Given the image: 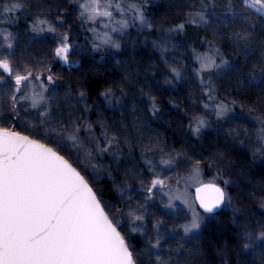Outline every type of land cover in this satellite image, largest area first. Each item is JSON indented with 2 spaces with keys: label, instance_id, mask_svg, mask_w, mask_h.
<instances>
[{
  "label": "trees",
  "instance_id": "1",
  "mask_svg": "<svg viewBox=\"0 0 264 264\" xmlns=\"http://www.w3.org/2000/svg\"><path fill=\"white\" fill-rule=\"evenodd\" d=\"M19 1L23 7L21 12L16 13L17 10L4 12L10 18L20 16L18 22L7 25L10 27L9 32L12 33L14 29L15 32L24 29L23 18L27 19L30 15L35 17H31L34 22L29 28L30 30L36 28V31L32 30L34 36L51 34L58 36L61 35V26L69 24L72 17L78 18L81 12L78 3L68 2L69 0L67 2L27 0L26 3L24 0ZM115 2L119 3L121 10L123 9L124 13L122 11L120 14L127 25L119 38L112 37L119 44L117 50H114L117 47L109 45L95 49L94 44L100 43V40L88 45L86 37L89 36V29H85L79 38L81 45L84 44L82 46L84 49L79 51L81 56H78L70 66L56 61L52 47L43 49L44 47L32 45L30 52L35 57L41 55L38 62L33 59L34 64L30 71H37L35 75L44 73L47 76L57 73L60 76L57 86L66 87L78 96L83 92V100L89 111L81 124H87L99 116L106 121H103V126L90 122L95 134L106 129L111 136L123 128L129 137L124 148L120 147L122 144L118 140L121 154L127 148L132 150L139 140L138 135L145 132L146 128L155 126L157 132L161 133L160 142L142 138V143L151 144L152 147L157 145L160 150L179 148L188 150L193 156V167H200L202 173L200 181L194 184L195 186L209 182L213 172L211 169L222 167L226 171L225 180L228 185L225 188L226 196L230 199L231 205L237 202L240 207L236 214L225 208L221 214L205 215L209 219L207 228L209 231L204 238L205 250L203 255L200 254L201 260L194 258L191 264H219L222 259L220 254L225 246L228 252L234 249L236 257L233 259L232 254L227 255L221 264H264V253H260V250H264V241H259L260 233L264 232V18L258 16L255 10L249 9L245 1L242 3L241 0H115ZM229 4L232 5L231 8L228 7ZM202 10L208 23H193L195 14ZM140 13L150 27L141 25ZM117 14L114 11V16ZM36 21L48 23L36 24ZM87 23L91 27L90 30H94V26L90 22ZM181 24L184 27L179 29L178 26ZM50 25L57 29L56 33L47 31ZM137 26H142L141 36L147 38L145 49L136 52L123 50L119 43L123 38L122 34L126 39L128 35L125 33H130ZM240 36L246 38L241 39ZM20 37L21 33L16 37L18 40L14 42V50L12 49L10 53L15 67H19L22 61L23 50L20 44L23 43L19 41ZM173 46L185 51L188 58L181 59L180 62L174 60L168 50ZM76 54L74 52L72 56ZM148 54L153 57L156 55L153 64L146 63ZM201 57L204 58V62L215 60L217 66L202 70ZM174 61H177V64ZM170 63H173V68L179 73L180 78L176 92L165 94L154 88L151 78L166 70ZM44 77L46 76L42 78ZM45 85L47 87L49 84L45 81ZM105 93L109 95L106 97ZM164 99L165 102H162ZM102 101L106 103L105 106ZM168 101L172 102L169 104L174 107L171 108V112L166 109ZM130 111L141 112L139 118H130ZM202 116L207 120L209 132L207 140L201 147L206 153L204 159L197 156L195 148L190 143L187 144L190 132L198 125L197 117ZM223 116L228 117L229 121L226 123L223 121L221 126L214 127L213 123L224 119ZM116 118L118 121H114ZM151 119L156 125L151 124ZM2 124L9 129H15L10 124ZM203 127L204 124L200 128ZM20 133L37 138L63 154L99 193L97 184L89 177L87 171L81 168L83 166L79 156L56 143L60 139L51 134L31 130H23ZM85 134L86 129L82 127L79 136L83 137ZM97 136H100L102 144L103 137L100 134ZM177 153L178 150L167 157V160L179 161L181 155ZM107 157H111V154L107 153ZM229 172L233 175L230 176ZM240 174L255 180L254 184L260 182L262 187L254 188L245 182ZM102 184H104L102 195L112 203L120 205L121 199L113 190L110 181ZM251 214L254 219L251 222L253 229L249 231V236L253 239L248 240V236L244 237L238 220L245 219V225H248L250 220L248 221L246 217L249 218ZM111 218L116 223L112 216ZM119 228L127 239L137 263L141 264L133 247L134 243L123 232L121 226ZM238 230L241 243L237 246L233 236ZM207 239L215 241L207 245ZM245 243L250 245L247 249L244 247ZM244 253L247 256H243ZM237 255L242 257L239 261ZM229 256L232 258L230 261Z\"/></svg>",
  "mask_w": 264,
  "mask_h": 264
},
{
  "label": "snow or ice",
  "instance_id": "2",
  "mask_svg": "<svg viewBox=\"0 0 264 264\" xmlns=\"http://www.w3.org/2000/svg\"><path fill=\"white\" fill-rule=\"evenodd\" d=\"M3 0H0L2 3ZM26 3L27 0H24ZM81 9L80 17L84 22L91 24L101 23L105 27L110 24H119V28L111 27V31H119L125 28L126 21H115L114 11H120L119 3L115 0H74ZM244 3V0H241ZM232 7L231 4L228 5ZM255 9L256 14L264 18V0H251L249 9ZM22 10L20 4L6 6L5 10ZM142 26L150 27L145 21L143 14H139ZM193 23L207 24L208 21L203 10L195 14ZM47 21H36V24H45ZM183 24L178 28L182 29ZM36 31L34 27L32 29ZM44 31V29H40ZM48 32L56 33L54 26L47 28ZM3 36L7 49L13 45L9 41L10 33H0ZM244 39L246 37L240 36ZM102 45L119 47V44L105 33L100 38V43L94 44L95 49ZM5 45L0 44V48ZM72 51V44L67 34L58 40V46L54 49V56L64 64L70 63L69 53ZM10 53H0V85H3V74L12 81V94L8 96V109L12 112L11 119L20 115L17 106L23 101L30 100V104H24L22 110H37L41 122L48 124L56 121L62 131L56 134L60 137L57 144L64 147H82L79 136L82 127L86 129L87 139L93 150L100 153H110L118 156L120 153L119 141L116 135H109L105 129L101 132V139L92 131V124L77 123V117L69 113L67 121L57 120L59 106L53 101L55 97H46L44 93L49 89L45 85L55 84L51 74L42 78L28 71L21 74L20 70H14L9 59ZM202 70L216 67L215 60L204 62L201 57ZM179 75V73H177ZM32 81H40V91L35 86L28 89ZM19 94V95H17ZM106 97L109 93L104 94ZM84 93L79 97L71 98L66 94L65 101L76 104L84 103ZM155 110V106H153ZM222 107V111H223ZM204 121L198 122L195 129L199 132ZM65 125L67 127L65 128ZM53 131H56L53 129ZM91 156V151L88 152ZM171 165L174 161H164ZM95 168V165H92ZM198 171V169H197ZM99 180V177H96ZM165 186L164 180L155 176L146 191V199L153 198L154 189ZM179 198V197H175ZM197 199L200 207L206 213H213L221 206H231L230 199L225 191L215 185H209L197 189ZM171 207L169 203L166 205ZM115 209L106 210L100 194L90 186L88 179L77 167H74L64 155H61L53 147L41 142L39 139L22 135L8 127L0 126V264H137L133 251L125 236L117 231L116 223L110 219L109 212ZM132 232L143 230L144 213L129 212ZM137 221L141 223L136 224ZM200 227V218L194 217L192 222L184 226L185 234L195 231ZM161 222L155 225V243H151L158 264H167L161 260L159 250L161 249ZM248 240L253 237L248 236ZM259 239L264 240V232H261ZM250 245L244 244L247 249Z\"/></svg>",
  "mask_w": 264,
  "mask_h": 264
},
{
  "label": "rangeland",
  "instance_id": "3",
  "mask_svg": "<svg viewBox=\"0 0 264 264\" xmlns=\"http://www.w3.org/2000/svg\"><path fill=\"white\" fill-rule=\"evenodd\" d=\"M63 1L67 2L68 0ZM71 1L74 0H69L68 2ZM244 1L245 4L249 7V5L251 4V0ZM13 4H20V1L3 0V2L0 3V33H10L11 35L9 37V41L12 42V45L14 44V42H17L18 38L16 37H18L19 33H21V37L19 39V41H22L23 43L20 44L23 50L21 65L19 67H15L13 62L11 61V56L9 55L10 63L12 64L14 70H20L21 74H23L30 71L34 64L33 59L38 62L39 56L41 54L36 55L35 53V57L33 53H31L29 50L31 49L30 46L35 45L36 47H44L43 49H46L47 47H52L53 49H55L58 46V40L65 34L69 36L70 42L72 44V51L69 53L70 63L66 65L57 58L56 61L62 63L63 65L70 66L72 62L76 61L78 56H81L79 51L81 49H84V47H82L84 44L81 45L79 38L85 29L90 30L91 27L87 22L82 21L80 15L78 16V18L72 17L69 22V24L72 26H69L68 23H65L63 26H61V35L58 36H54V34H51L50 36H34L33 31L29 28L30 25L34 22L32 21V18L35 17L30 15L27 19L23 18L24 29L19 31L16 30V32L14 29L12 33L9 32L10 27H8L7 25H9V23L13 24L18 22L20 16L10 18L4 12L7 11L5 10L6 6L10 7ZM16 10L17 9H13L12 11ZM22 10H17L16 13H19ZM253 10L255 9L253 8ZM122 11L123 9L120 11H116L118 14L117 16H114L115 21L124 22L120 14V12ZM92 25L94 26V30H90V33L88 30L89 36L86 37V41L88 42L86 43L88 45H90L91 43L94 44L98 42V40H100V38H102L105 33H108L111 38L114 36L119 38V35L124 30L123 28L122 30H119L120 32L111 31V27L119 28V24L116 23L110 24L108 27H105L101 23ZM134 29L128 34L125 33V35H128L126 39L124 38V34H122L123 38L120 39L121 42L119 43L122 45L123 50L125 51L136 52L145 49V42L147 38L141 36L142 32L140 30L142 29V26H137ZM112 40L114 41L113 38ZM6 43L7 42L4 41L3 36L0 35V44L5 45L3 48H0V53H11L12 49L14 50V45L12 49H7ZM117 49L118 48L114 50ZM168 50L170 55L174 57V60L179 61L181 59L188 58V54L185 51L180 50L178 47L173 46L170 47ZM74 52H76L77 54L75 56H72ZM155 58L156 55L153 57L151 54H148L146 63L149 65L153 64L152 62L155 61ZM177 61L174 62L177 64ZM167 66L169 68L167 67L166 70H163L161 73L157 74L156 76H152L151 78L154 88H156L158 91L164 92L165 94L176 92L178 87V81L180 78V76L177 75V73L175 72V68H173V63H170ZM31 72H33L34 75L37 74V71L33 70ZM39 75L41 77H47V75L44 73H40ZM52 76L55 80V84L48 85L47 87L49 91L44 93V95L46 97H55L53 103L59 106V115L57 117V120L67 121L69 113H72L75 117H77L76 122L82 123L85 119L87 111H89L87 105L85 104V102L76 104L74 100L72 101V103L66 102L64 99L66 94L69 95L71 98L79 96L77 94H73L66 87L57 86V82L60 81L59 74L55 73V75ZM3 80V85H0V126L3 125L2 123L10 124L14 126L13 128H15H10L11 130H16L18 132H21L23 130H31L33 132L37 131V133H43L47 135L51 134L57 139H60V137L56 134L58 131L63 130L61 129L59 123H57L56 121H51L48 124L42 123L41 120L45 118L39 117L36 114L37 110L31 108L27 112L22 110L24 104L31 103L30 100L23 101L20 105L17 106V111H19L20 115L16 117V119L13 120L10 118L12 116V112L8 109V96L11 95L13 91L12 81L11 78L7 76H3ZM39 84L40 81H32L28 84L30 94L33 86H35L36 91H40ZM162 102H165V99ZM162 102L160 103L162 104ZM169 103L172 102H166V109L168 112H171V108L174 107ZM102 104L104 106L106 105V103L103 101ZM102 104L100 105L101 107ZM111 104L114 105L113 103ZM140 113L141 112L138 111H136V113H134V111H130V118L137 119L139 118ZM227 118L228 117H224V119L214 122L213 126H221V122L224 121L226 123L229 121ZM197 120H203L204 127L200 128L199 132H197L195 130L198 127L197 125L196 128L190 132L189 141L187 142V144L190 143L191 146L195 148V153L197 154V156L201 159H204L206 157V153L202 151L201 147L207 140L209 134L207 130V120L203 116L197 117ZM103 121L106 122L105 120H103L102 116L90 120L91 123H94L97 126H103ZM114 121H118V118H116ZM150 122L152 125H156L152 119L150 120ZM52 126L55 128H52ZM120 126L121 125L119 124V129ZM66 127L67 125H65V128ZM53 129H55L56 131H53ZM101 132L96 133V136L99 134L101 135ZM158 132L155 126H150L149 128H146L145 132H142L140 135H138L139 140L133 146L135 148L132 147V150L127 148L126 151L124 150L122 154L120 152L119 155L116 157H114L113 155H111V157H107V153L100 154L94 151L93 145L87 139H85L86 134L81 137L83 145L82 147L67 148L74 152V154L79 156V161L83 166L81 168L85 169L89 177L92 178L93 182L97 184L96 187L98 189L102 201L104 202L106 210L113 208L115 209L114 212L110 211L109 214L115 219L118 226H121L123 232L127 235V237L134 243L135 246L133 247L135 248V252L137 253V257L139 258L141 264H158L155 255L158 250L151 248V243H155V225L158 221L161 222V232L163 234V238L160 242L162 247L159 250L161 260L166 261L167 264H191L194 258L201 260L200 254L203 255V250H205V234L209 231V229H207L209 227V219L206 217L207 214H204L199 209L194 194V189L195 187H197V185L195 186L194 184H197V182L200 181L202 173L200 167H193V156L188 150H185L184 148L177 149V154L181 155V159L179 158V161H174V163L169 166L163 163V161H169L167 160V157H169L173 153H176L177 150H160L159 147H157V145L155 144V142H152L156 145L153 147L151 146V144L142 143V138H147L149 141L155 139L156 142L159 143L161 133ZM115 135L117 139L119 138L118 140L121 141L122 145H120L119 143L120 147L124 148L125 142L128 140L129 137L128 133H124V129L122 128ZM83 140H86L87 142H84ZM127 143L128 142H126V144ZM101 146H103V142ZM89 151H91V156L88 155ZM159 159L164 160L162 162H159ZM92 165H95L96 167L93 168ZM212 170V177L210 178L209 182L220 184L224 188H226L228 186L225 180L226 171H224L222 167H216L215 169H211V171ZM229 174L230 176L233 175V173L230 172ZM97 176L99 177V180L96 179ZM155 176H158L160 179L164 180L165 186L163 188L158 187L157 189H154L153 198L151 200H148L146 199V196L148 195L146 188ZM240 176L241 178L243 177L246 180L245 182H247L254 188L258 189L262 187L260 182L257 181V183L254 184L255 180H250L249 178H246V175L244 176L240 174ZM223 180H225V182L221 183ZM105 181H110L113 190L121 199L120 205L112 203L111 200L102 195V185H104L102 183H104ZM175 197L179 198L177 199ZM169 203L172 205L171 207L166 206ZM233 204L234 205L225 208H228L229 211H232L236 214V211H238L240 205L237 202H234ZM130 211H142L144 213L145 219L143 221V230L141 232L131 231L132 224L131 219L129 217ZM252 215L253 214H251L249 218L248 216L246 217L248 221L250 220L248 225H245V219L243 221L238 220V225L240 228H242V232H244V237L249 236V231L253 229L251 228V226L253 225H251V222L254 219ZM194 217L200 218V227L193 232L185 234L184 226L190 224ZM140 223V221L136 222L137 225H139ZM239 232L240 231L238 230L237 233H235L233 236V239L237 242V246L241 243V235ZM207 241V245H210L209 243H211L212 241L214 243L215 239H207ZM259 241L264 240L259 239ZM225 248L226 246L223 248L222 254H220L222 255V259L220 262L218 260L219 264H221L225 260V257L227 255L232 254L234 256L233 259H235L236 257L234 249H231V251L228 252ZM247 252L248 251H246V253ZM260 253H264V250H260ZM243 256L247 255L244 253ZM240 258L242 257L237 255V261H239ZM231 259L229 256L228 261H230Z\"/></svg>",
  "mask_w": 264,
  "mask_h": 264
},
{
  "label": "water",
  "instance_id": "4",
  "mask_svg": "<svg viewBox=\"0 0 264 264\" xmlns=\"http://www.w3.org/2000/svg\"><path fill=\"white\" fill-rule=\"evenodd\" d=\"M20 133V132H19ZM22 135H25V134H23V133H21ZM55 150V149H54ZM60 153V152H59ZM61 154V153H60ZM61 155H63V154H61ZM66 158V157H65ZM67 159V158H66ZM70 162V161H69ZM71 163V162H70ZM74 166V165H73ZM74 167H76V166H74ZM79 170V169H78ZM86 178V177H85ZM90 183V182H89ZM209 185H215V186H217V187H220V188H222L224 191H225V188L222 186V185H220V184H217V183H212V182H207V183H203V184H201V185H199V186H197V187H195V189H194V194H195V200H196V203H197V205H198V207H199V209L204 213V214H207V215H216V214H219V213H221L223 210H224V208H225V206H221V208H219V209H216L213 213H206V212H204V210H203V208H201L200 207V202H199V200L197 199V189L198 188H204V187H206V186H209ZM90 186L91 187H93L92 185H91V183H90ZM93 189H94V187H93ZM94 191H95V189H94ZM225 193H226V191H225ZM110 216V215H109ZM110 219H112L111 218V216H110ZM116 226H117V231H119L120 233H121V235H123V233H122V231L120 230V228H119V226L116 224ZM124 236V235H123ZM126 239V238H125ZM126 241H127V239H126ZM128 242V241H127ZM130 246V245H129ZM130 250H132L131 249V247H130ZM133 256H134V254H133ZM134 259H135V257H134ZM138 264V263H137Z\"/></svg>",
  "mask_w": 264,
  "mask_h": 264
}]
</instances>
